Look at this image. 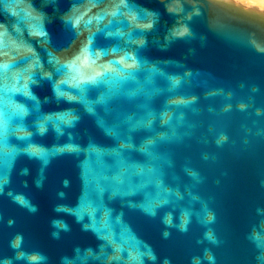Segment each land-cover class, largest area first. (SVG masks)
Returning <instances> with one entry per match:
<instances>
[{
    "label": "water",
    "instance_id": "water-1",
    "mask_svg": "<svg viewBox=\"0 0 264 264\" xmlns=\"http://www.w3.org/2000/svg\"><path fill=\"white\" fill-rule=\"evenodd\" d=\"M0 31V264H264V10L0 0Z\"/></svg>",
    "mask_w": 264,
    "mask_h": 264
},
{
    "label": "snow or ice",
    "instance_id": "snow-or-ice-1",
    "mask_svg": "<svg viewBox=\"0 0 264 264\" xmlns=\"http://www.w3.org/2000/svg\"><path fill=\"white\" fill-rule=\"evenodd\" d=\"M117 4L125 3V0H115ZM93 20L99 22L101 17L97 16L94 18H89L87 23L93 22ZM70 26H78L81 23H85L83 14H78L73 17H70L66 21ZM134 23V21L132 22ZM37 30L40 29V24L37 21L35 24ZM41 35H45L42 31L40 32ZM10 43L5 40L2 31H0V55L4 54V49L10 47ZM98 55H107L106 52L96 53L93 51L89 42H85L81 45L79 50L68 60L59 64V70L62 72L68 73L74 85L78 88H84L91 84L96 83L101 79V77L108 75V73H95L90 72L88 69H91L92 66L95 65L96 59ZM10 67V62L5 63L0 61V73H3L8 70Z\"/></svg>",
    "mask_w": 264,
    "mask_h": 264
},
{
    "label": "bare ground",
    "instance_id": "bare-ground-1",
    "mask_svg": "<svg viewBox=\"0 0 264 264\" xmlns=\"http://www.w3.org/2000/svg\"><path fill=\"white\" fill-rule=\"evenodd\" d=\"M243 5L251 6L259 10H264V0H233Z\"/></svg>",
    "mask_w": 264,
    "mask_h": 264
}]
</instances>
